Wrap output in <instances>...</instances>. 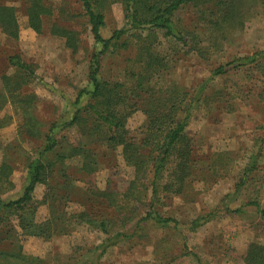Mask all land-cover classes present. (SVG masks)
I'll return each instance as SVG.
<instances>
[{
	"label": "rangeland",
	"instance_id": "rangeland-1",
	"mask_svg": "<svg viewBox=\"0 0 264 264\" xmlns=\"http://www.w3.org/2000/svg\"><path fill=\"white\" fill-rule=\"evenodd\" d=\"M29 1L0 0V5L15 8L20 23L18 39L9 38L0 31V94L8 95L7 103L0 109V200L5 202L23 194L28 180V163L37 158L44 144L43 137L31 139L21 134L24 114L43 123V134L57 122V138L67 144L68 140L77 144L82 134L87 133L86 128L89 130L94 125L91 116L84 112L80 116L87 119L84 126H66L73 120L77 108L89 102L87 97L76 106L79 93L92 90L90 61L100 49L81 2L43 0L53 10V16L45 20L44 31L38 34L28 24ZM93 1L97 9L96 0ZM98 9L106 17V27L102 30L104 38L111 37L115 30L125 25L122 0H105ZM175 21L178 28L196 34L201 54L162 33L145 39L148 33L144 32L143 40L123 37L102 59L101 78L111 84L123 85L120 91L126 106L118 109L128 115L127 126L134 136L145 122L143 110L148 102L143 96L131 94L142 77L151 78L152 85L157 83L161 93L176 85L195 92L219 65L255 51H264V0H192L175 13ZM218 24H224L228 30L221 31ZM54 27L73 31L77 46L70 48L66 38L52 34ZM226 33L227 40L222 36ZM142 48H150V54L155 58L159 56L160 61H164L163 67L141 65L137 59ZM203 53L207 55L205 58L201 57ZM15 56L33 66L34 78L18 92L20 96L11 97L5 78L17 79L21 75L10 62ZM152 72H156L154 78ZM259 80V74L246 70L216 78L203 97L213 99L215 92L222 90L230 96L211 107L204 102L199 106L196 104L198 108L188 128L194 141V176L188 181L184 194L174 195L161 190L157 203V210L164 217L177 220L181 228L164 230L145 223L133 239L119 241L100 256L102 249L98 247L107 245L112 236L99 229L73 222L65 233L44 238L24 234L17 217H13L7 224L0 225V264H79L81 261L85 264H246L251 244L264 248V218L250 205L255 202L264 208V155L253 163L256 153L260 150L264 153V136H258L264 129L251 134L256 138L252 149L245 147V143L252 144L247 138L243 144L230 137L229 143L216 146L214 139L219 138L222 129L209 121L210 116L222 115L220 107L225 109L226 105L249 102L253 94L247 87L261 84ZM29 100H32L31 104L27 102ZM95 149L98 165L93 174L84 171L83 156L67 161L68 174L60 172L64 179L69 177L68 184L75 187L71 190L74 199L66 206L62 200L49 204L46 199L52 176L45 184L37 186L34 192L37 209L33 218L38 227L47 225L55 229L61 225L60 219L70 218L61 217L62 213L83 211V205H88L87 191L91 188L114 191L116 197L126 191L134 170L127 166L121 148L108 151V155L102 144L97 147L95 144ZM6 166L8 168H4ZM169 179L165 174L163 183L167 184ZM62 183L57 178L53 181L61 190ZM146 199L143 204L136 205V214L145 211L144 203L150 204ZM101 208L109 211L110 217L115 214L112 208ZM210 214L214 215L213 220L196 231L189 230L191 222ZM102 218L97 217V220ZM135 227L136 224L127 232L134 233Z\"/></svg>",
	"mask_w": 264,
	"mask_h": 264
},
{
	"label": "trees",
	"instance_id": "trees-1",
	"mask_svg": "<svg viewBox=\"0 0 264 264\" xmlns=\"http://www.w3.org/2000/svg\"><path fill=\"white\" fill-rule=\"evenodd\" d=\"M79 1L83 6L84 14L89 19L91 32L100 49L95 51L90 61L89 83L92 90H82L77 97L76 106H80L82 100L87 97H89V102L87 105L77 108L73 120L66 126H84L87 119L80 117L84 112L91 116L94 125L89 130L86 128L87 133L82 134L81 140H78L77 144H72L69 140L67 144L57 138L56 131L59 128L57 122L43 134L41 131L43 123L32 115L24 114L21 134L27 135L31 139L43 137L44 144L37 158L28 163V180L23 194L9 202L0 200V225L2 227L9 222L10 218L17 217L18 226L24 234L51 238L54 235L65 233L73 222L86 224L112 236V239L107 240V245L103 244L98 247L102 249L100 256H103L110 246H114L122 240L133 239L135 233L142 229L140 226L145 223L164 230L181 228L177 220L166 218L157 210V203L160 201L158 198L161 190L174 195L184 194L188 181L194 176V141L188 128L198 108L196 104L198 103L197 106H199L204 102V105L211 107L213 103H218V100L229 97L230 93L225 90L216 91L213 99L212 97L205 98L203 95L216 78L226 77L232 72L254 71L260 75L259 82L264 85V51H255L250 55L235 58L224 65H219L212 71L211 77L195 92L176 85L172 90L161 93L160 90H157V83L152 85L151 78L142 77L141 81L136 83L135 91H131V94L134 97L136 95L143 96L148 102L144 106L145 109L143 108L145 122L138 135L134 136L127 126L128 115L118 109L126 106V99L123 98L120 91L123 89V85L111 84L101 78L102 59L111 49L115 48L123 37L143 40L144 32L148 33L145 39L162 33L166 38L174 39L182 46L189 47L192 52L201 54L200 47H197L199 43L196 40V34L178 28L175 21V13L181 11L192 0H122L126 23L121 29L115 30L109 38H104L102 35V30L106 27V17L98 9L103 6L105 0H96L97 9L94 7L93 0ZM27 15L30 28L41 34L44 31L45 20L53 16V10L47 7L43 0H30ZM225 24L229 26L230 23L226 22ZM218 28L221 31L228 30L224 24H218ZM139 30H142L141 33L137 32ZM0 31L9 38H19L20 23L15 8L0 5ZM133 31L136 32L130 34ZM51 33L66 38L68 47L75 48L77 46L74 42L76 35L73 31L54 27ZM222 36L223 39H228V33L222 34ZM210 49L212 48L210 47ZM150 51V48H142L138 54L140 58L137 60L141 65L146 64L150 68L161 69L164 61H160L159 56L155 58L153 54H150ZM206 56L203 53L201 57L205 58ZM10 62L21 75L17 76V79L6 77L5 84L8 83V94L11 97L20 96L21 93L18 94V92L34 78V68L17 56L11 57ZM144 69L151 71L146 67ZM151 74L154 78V72ZM135 75L132 74L133 77ZM138 90L140 92L137 94ZM250 92H252L251 89ZM7 96L0 94V109L7 103ZM24 99L28 100L27 97ZM30 101L32 100L27 102ZM259 135L262 137V134L258 133ZM94 143L96 147L102 144L107 150V155L108 151L115 152L121 148L127 166L134 170V177L130 185L121 197H116L114 191L91 188L87 191L89 193L86 197L88 205H83L85 208L83 211L74 214L62 213L61 217L70 218L68 220L60 219L61 225L55 229H52L51 226L48 228L47 225L38 227L35 224V218H33L37 209L34 198L37 186L45 184L47 179L52 176L48 183L50 194L46 199L50 201L49 204L62 200L66 206L74 199L71 190L75 187L72 188L68 184L69 177L64 179L60 172L64 171L68 174L69 164L67 166V161L83 156L85 159L84 171L90 175L93 174L98 165ZM259 156H263L261 150L254 156L253 163L257 162ZM52 158L54 160H51ZM4 168H8V166ZM59 168L61 169L59 170ZM165 174H168V178H170L167 184L163 183ZM55 178L59 179L61 183L63 182L62 190L56 186L59 183L53 184ZM145 197H147V201L150 200V204L144 203L146 209L138 215V213L136 214V205L143 204ZM250 205L254 206L264 218V208L260 207L259 203L254 202ZM101 206H105L107 209L112 208L115 210V214L110 217L109 211L105 212ZM97 217L104 218L97 220ZM214 218L213 214L199 217L191 222L189 230L196 231ZM134 224H136L134 233H128V229ZM10 233H13V230ZM245 261L246 264H264V248L251 244ZM79 264L85 263L81 261Z\"/></svg>",
	"mask_w": 264,
	"mask_h": 264
},
{
	"label": "crops",
	"instance_id": "crops-1",
	"mask_svg": "<svg viewBox=\"0 0 264 264\" xmlns=\"http://www.w3.org/2000/svg\"><path fill=\"white\" fill-rule=\"evenodd\" d=\"M250 89L253 96H251L249 102L243 104L238 103L237 105L234 103L233 106L226 105L225 109L221 107L219 111L222 115L218 113L216 116H210V124L222 129L218 134L219 138L214 139L216 146H218V144L223 146L224 143H229V139L232 137L233 139H237L239 143L242 142L243 144V141L247 138L252 144L249 146L245 143V147L248 146L249 149L254 148L256 144L254 139L256 138L252 137L251 134L256 133L257 129H264V85H256L254 83L251 87H247L249 92ZM230 109L232 110L229 111ZM217 110L216 113L218 112ZM263 132L259 134H264ZM233 135H236L235 138Z\"/></svg>",
	"mask_w": 264,
	"mask_h": 264
}]
</instances>
